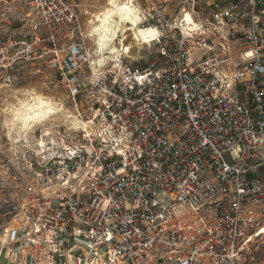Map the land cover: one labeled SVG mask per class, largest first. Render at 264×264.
<instances>
[{"label": "built area", "instance_id": "1", "mask_svg": "<svg viewBox=\"0 0 264 264\" xmlns=\"http://www.w3.org/2000/svg\"><path fill=\"white\" fill-rule=\"evenodd\" d=\"M246 1L154 11L134 55L77 42L87 78L26 151L5 264L239 263L264 205V7ZM28 4L49 37L77 22Z\"/></svg>", "mask_w": 264, "mask_h": 264}, {"label": "rangeland", "instance_id": "2", "mask_svg": "<svg viewBox=\"0 0 264 264\" xmlns=\"http://www.w3.org/2000/svg\"><path fill=\"white\" fill-rule=\"evenodd\" d=\"M63 1L78 19L55 28L52 38L42 29L29 0H0V264L7 263L12 250L5 229L13 226L26 151L37 148L41 133H53L52 128L70 124L72 97L66 80L83 82L87 78L85 68L71 59L77 42L84 39L92 53L101 48L98 29L102 20L109 18L113 21L111 34L115 32L109 42L111 48L128 47L134 55L135 32L146 24L148 14L159 10L173 16L181 7L189 10L193 4L195 10L200 7L204 15L209 13L207 0ZM260 1L264 7V0ZM122 7L137 15L136 28L126 20L121 22ZM248 8L247 1L242 0L240 9ZM39 114V119L33 118ZM260 175L264 177V171ZM259 212L252 239L238 255V264H264V205Z\"/></svg>", "mask_w": 264, "mask_h": 264}, {"label": "bare ground", "instance_id": "3", "mask_svg": "<svg viewBox=\"0 0 264 264\" xmlns=\"http://www.w3.org/2000/svg\"><path fill=\"white\" fill-rule=\"evenodd\" d=\"M119 12H120L119 18L121 19V22H122V20H126L125 22H130L132 25H134L135 28L137 27L138 17H137V15H135L133 13L132 10H130L128 7H122L119 9ZM109 17H110V15H109ZM112 22L113 21H110L109 18L105 19L104 21L102 20V24L100 25V27L98 29L99 30L98 43H99V46L101 47V49H109L110 50L109 52L116 53V52H118V49L116 47L111 48L112 46L109 44V42L112 41V39H114V38H112L111 35L115 34V32H113V34H111ZM143 34H144V32L142 31V29H137V31L135 32L136 38H139V35L142 36ZM39 117H41V114H39L37 116L34 115L33 118L39 119ZM29 119H31V118H28V120Z\"/></svg>", "mask_w": 264, "mask_h": 264}]
</instances>
